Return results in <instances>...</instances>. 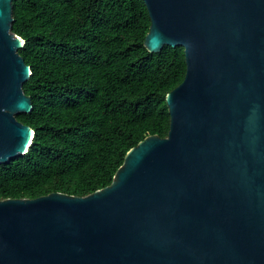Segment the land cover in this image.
Segmentation results:
<instances>
[{"label":"water","instance_id":"1","mask_svg":"<svg viewBox=\"0 0 264 264\" xmlns=\"http://www.w3.org/2000/svg\"><path fill=\"white\" fill-rule=\"evenodd\" d=\"M145 46H182L167 137L131 148L85 197L0 200V264H264V0H144ZM0 0V164L35 131L31 67Z\"/></svg>","mask_w":264,"mask_h":264},{"label":"trees","instance_id":"2","mask_svg":"<svg viewBox=\"0 0 264 264\" xmlns=\"http://www.w3.org/2000/svg\"><path fill=\"white\" fill-rule=\"evenodd\" d=\"M13 32L31 67L35 131L24 155L0 164V200L109 186L128 151L167 137V94L186 74L182 46L150 52L144 0H13Z\"/></svg>","mask_w":264,"mask_h":264}]
</instances>
